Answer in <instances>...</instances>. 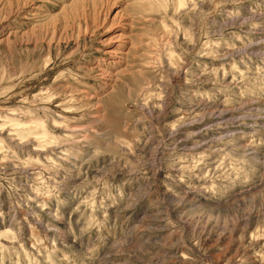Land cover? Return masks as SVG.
Wrapping results in <instances>:
<instances>
[{
    "label": "rangeland",
    "instance_id": "obj_1",
    "mask_svg": "<svg viewBox=\"0 0 264 264\" xmlns=\"http://www.w3.org/2000/svg\"><path fill=\"white\" fill-rule=\"evenodd\" d=\"M0 264H264V0H0Z\"/></svg>",
    "mask_w": 264,
    "mask_h": 264
},
{
    "label": "bare ground",
    "instance_id": "obj_2",
    "mask_svg": "<svg viewBox=\"0 0 264 264\" xmlns=\"http://www.w3.org/2000/svg\"><path fill=\"white\" fill-rule=\"evenodd\" d=\"M17 125V124H16ZM19 126V125H18ZM20 127V126H19ZM169 134V133H168Z\"/></svg>",
    "mask_w": 264,
    "mask_h": 264
}]
</instances>
